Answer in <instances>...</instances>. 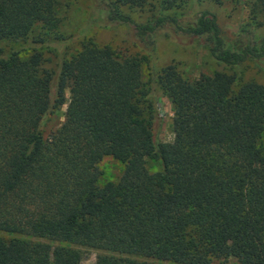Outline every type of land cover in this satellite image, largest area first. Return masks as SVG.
Returning <instances> with one entry per match:
<instances>
[{
	"label": "trees",
	"instance_id": "obj_1",
	"mask_svg": "<svg viewBox=\"0 0 264 264\" xmlns=\"http://www.w3.org/2000/svg\"><path fill=\"white\" fill-rule=\"evenodd\" d=\"M193 1L204 0H93L87 27L126 25L147 54L87 38L54 70L36 45L61 39L63 2L0 0V43L29 46L0 47V232L11 235L0 234V264H80L72 244L108 252L95 264H264V85L221 70L189 79L174 64L156 73L152 60L143 79L164 27L205 37L219 64L250 59L264 70V36L243 26L227 36L208 10L186 21ZM247 2L263 26L264 0ZM146 6L156 12L143 23L123 11ZM151 84L171 104L169 142L152 130ZM104 157L123 165L116 181L102 180Z\"/></svg>",
	"mask_w": 264,
	"mask_h": 264
},
{
	"label": "rangeland",
	"instance_id": "obj_2",
	"mask_svg": "<svg viewBox=\"0 0 264 264\" xmlns=\"http://www.w3.org/2000/svg\"><path fill=\"white\" fill-rule=\"evenodd\" d=\"M61 1L63 2L64 10V12L62 10L64 16L61 24V39L47 37L43 43L36 45L37 48L41 49L47 59L44 65L52 67L54 70L57 69V64L60 59L78 49L80 44L87 38L93 39L94 42L100 45L111 44L116 50H121L126 53H134L141 56L147 54L133 44L132 41L134 38H141L135 36V34L133 35L131 29L126 25L110 24V26L106 27L93 23L87 27L93 0ZM247 1L221 0V3H215L210 0H204L202 2L193 1L182 9L180 13L184 20L191 21L198 12L208 10L216 15L218 25L224 30L227 36L237 33L242 26L251 31L256 37L264 36V25L259 26L256 22H260L259 18L258 20L252 18ZM123 11L129 14L134 21L143 23L146 17L153 14L154 11L156 12V9L152 6H146L142 9L124 7ZM0 47L4 50L10 48L18 49L22 53L29 51L27 42L23 41L1 42ZM151 60L156 73L162 67L168 64H174L183 76L189 79L197 78L200 74H210L215 70H221L235 74L238 77V83L255 81L264 85V70L260 69L253 60L249 59L239 66H224L215 62L210 57L205 37H194L183 33H175L168 27L160 28L154 34L152 55L149 57L148 62L142 66L144 80L150 77ZM151 87L158 94L156 105L157 114L153 119L152 130L158 140L169 142L173 139V133L171 131V117L173 115L171 104L156 84H151ZM66 96H68V92H66ZM65 109L66 104L61 105L58 111L47 119L43 127L44 136L53 132L60 125L64 119ZM147 166L150 170L157 169V165L153 162L148 163ZM98 167L102 173L101 178L103 181H116L122 172L123 165L111 157H104L98 163ZM0 234L3 233L0 232ZM3 235L6 237L11 236ZM15 236L31 241L51 243L53 246L67 244L24 235ZM71 246L81 252L82 258L80 264H95L99 254L108 253L102 249L89 246L77 244H72ZM211 264L240 263L234 257L230 256L224 259H214Z\"/></svg>",
	"mask_w": 264,
	"mask_h": 264
}]
</instances>
